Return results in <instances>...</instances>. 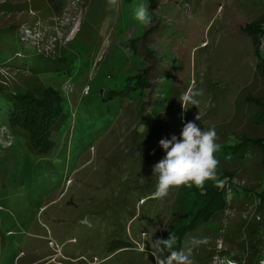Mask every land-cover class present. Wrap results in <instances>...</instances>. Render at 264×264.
Segmentation results:
<instances>
[{
    "label": "rangeland",
    "instance_id": "1",
    "mask_svg": "<svg viewBox=\"0 0 264 264\" xmlns=\"http://www.w3.org/2000/svg\"><path fill=\"white\" fill-rule=\"evenodd\" d=\"M141 5L148 25L135 18ZM263 15L264 0H0V87L59 91L70 117L47 155L0 126V264H155L152 241L182 231L219 191L224 207L173 250L191 248L193 264L263 260L262 145L226 159L238 140L264 142V76L245 30L264 27ZM20 41L61 58L65 71L12 65L45 67ZM140 74L144 91L104 100ZM190 89L198 103L182 107ZM189 121L215 127L223 186L207 180L153 198L159 141L179 139ZM194 237L208 243L192 247ZM118 241L124 249L110 246Z\"/></svg>",
    "mask_w": 264,
    "mask_h": 264
},
{
    "label": "trees",
    "instance_id": "2",
    "mask_svg": "<svg viewBox=\"0 0 264 264\" xmlns=\"http://www.w3.org/2000/svg\"><path fill=\"white\" fill-rule=\"evenodd\" d=\"M260 23L264 25V15L261 18ZM245 30L251 32V38L255 40V54L257 57L256 62V74L264 76V56L259 51V40L263 38L264 27L258 25H250L245 27ZM21 42V41H20ZM27 51L34 52L30 49L29 45L21 42ZM144 50V49H143ZM148 54L147 51H144ZM36 53V52H34ZM37 54V55H36ZM36 59L39 60V65H45L44 69L29 67L25 59H23L20 64H12L14 66H24L28 70L32 71L33 74L37 75L40 72H46L48 66L56 67L54 71L63 72L64 67L61 58L53 59L47 55L36 53ZM19 57V54L13 56L15 59ZM9 62V61H7ZM10 65V63H7ZM58 66L62 67L60 71ZM18 67V68H20ZM23 67V68H24ZM46 68V69H45ZM46 70V71H44ZM145 75H137L129 80L130 86L121 92H111L108 99L114 100L119 96H127L124 91L140 89L145 90L148 86V80ZM42 89L35 95L21 94L15 92V90L6 87H0V126H7L6 131L11 133L13 136L15 134H20L24 136L29 144L31 150L39 155L49 154L53 147L52 135L59 132L69 121V114L65 110V99L59 91L48 89L46 87H41ZM251 97L249 96L248 99ZM253 101V98H251ZM249 102H252V101ZM153 103V102H152ZM144 123V120L141 123ZM260 141L252 140H238L233 146H229L230 152L229 157L226 159L231 161H236L241 158L251 147L262 145V151L264 152L263 143ZM224 158V156H223ZM208 190L201 191L198 193L200 196H207ZM259 195H264V191L258 192ZM264 201V199H262ZM226 204L224 194L219 192H214L209 203L205 207L201 208L199 212L191 219L189 224L175 236L177 237L178 243L188 234L197 230L202 221L210 217L214 212L224 207ZM264 241V232L262 234V240ZM122 241L115 242L111 244V247H117L119 249H124L121 245ZM182 244V243H181ZM120 245V246H119ZM181 246V245H180ZM126 248V247H125ZM176 248V245L174 246ZM179 251V250H177ZM253 264H264V259H258L253 262Z\"/></svg>",
    "mask_w": 264,
    "mask_h": 264
},
{
    "label": "clouds",
    "instance_id": "3",
    "mask_svg": "<svg viewBox=\"0 0 264 264\" xmlns=\"http://www.w3.org/2000/svg\"><path fill=\"white\" fill-rule=\"evenodd\" d=\"M117 0H109V4L116 5ZM135 18L148 25L150 19L146 6L141 5ZM196 92L191 89L180 96L182 107L185 104L196 105L198 101L194 98ZM200 120V115L196 116ZM217 132L215 127L201 130L197 124L189 121L182 128L180 138L173 135L170 139H161V147L166 155L153 167V174L157 176L156 191L153 198L163 199L168 196L169 190L181 186L203 187L204 182L212 180L216 186L222 187L223 181L218 179L216 169L218 160L214 153L218 149L216 143ZM177 243V237L169 233L167 239H155L150 245V254L155 259V264H193L190 258L191 248L188 250H173ZM192 247L207 244L208 238H192ZM167 251V255L165 252ZM212 264H234L229 259L213 257Z\"/></svg>",
    "mask_w": 264,
    "mask_h": 264
},
{
    "label": "built area",
    "instance_id": "4",
    "mask_svg": "<svg viewBox=\"0 0 264 264\" xmlns=\"http://www.w3.org/2000/svg\"><path fill=\"white\" fill-rule=\"evenodd\" d=\"M262 45L264 46V41L262 42Z\"/></svg>",
    "mask_w": 264,
    "mask_h": 264
},
{
    "label": "crops",
    "instance_id": "5",
    "mask_svg": "<svg viewBox=\"0 0 264 264\" xmlns=\"http://www.w3.org/2000/svg\"><path fill=\"white\" fill-rule=\"evenodd\" d=\"M256 65V64H255ZM255 67V66H254ZM255 70V69H254Z\"/></svg>",
    "mask_w": 264,
    "mask_h": 264
}]
</instances>
